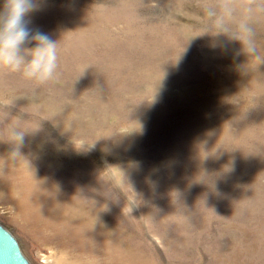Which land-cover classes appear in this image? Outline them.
<instances>
[{
  "label": "rangeland",
  "instance_id": "obj_1",
  "mask_svg": "<svg viewBox=\"0 0 264 264\" xmlns=\"http://www.w3.org/2000/svg\"><path fill=\"white\" fill-rule=\"evenodd\" d=\"M28 20L58 66L0 70V225L25 260L264 264V0H37Z\"/></svg>",
  "mask_w": 264,
  "mask_h": 264
},
{
  "label": "clouds",
  "instance_id": "obj_2",
  "mask_svg": "<svg viewBox=\"0 0 264 264\" xmlns=\"http://www.w3.org/2000/svg\"><path fill=\"white\" fill-rule=\"evenodd\" d=\"M226 0H222V3ZM37 0H4L3 9L0 10V70L18 73L26 80L43 84L55 78L57 69V42L49 35L39 30L29 28V14L36 10ZM226 8L221 9V15L209 10V17H217L215 20L218 33H224L230 38L238 40L243 50L249 55L254 52L249 39L242 33H249L247 25L241 24L237 31L228 28L223 20ZM35 46L28 48L27 44ZM28 131L18 124L7 129V142L13 146L7 159L15 162L24 157L21 148L25 143Z\"/></svg>",
  "mask_w": 264,
  "mask_h": 264
},
{
  "label": "water",
  "instance_id": "obj_3",
  "mask_svg": "<svg viewBox=\"0 0 264 264\" xmlns=\"http://www.w3.org/2000/svg\"><path fill=\"white\" fill-rule=\"evenodd\" d=\"M0 264H29L15 238L0 225Z\"/></svg>",
  "mask_w": 264,
  "mask_h": 264
},
{
  "label": "bare ground",
  "instance_id": "obj_4",
  "mask_svg": "<svg viewBox=\"0 0 264 264\" xmlns=\"http://www.w3.org/2000/svg\"><path fill=\"white\" fill-rule=\"evenodd\" d=\"M21 191L23 194L26 195L27 194H36L38 197H44L43 194H41V192H39L38 190H36L35 186L33 184H29L27 186H22L21 187ZM34 212L36 215L39 214L40 210L38 207H35Z\"/></svg>",
  "mask_w": 264,
  "mask_h": 264
}]
</instances>
